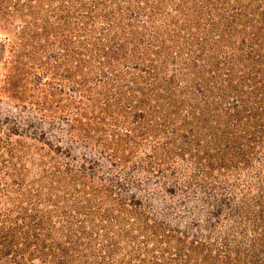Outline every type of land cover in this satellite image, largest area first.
<instances>
[{
  "label": "rangeland",
  "instance_id": "rangeland-1",
  "mask_svg": "<svg viewBox=\"0 0 264 264\" xmlns=\"http://www.w3.org/2000/svg\"><path fill=\"white\" fill-rule=\"evenodd\" d=\"M0 264H264V0H0Z\"/></svg>",
  "mask_w": 264,
  "mask_h": 264
}]
</instances>
